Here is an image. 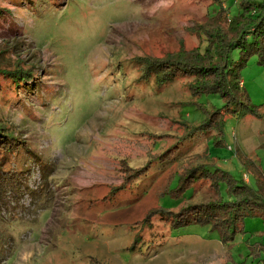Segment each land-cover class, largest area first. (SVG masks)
Returning a JSON list of instances; mask_svg holds the SVG:
<instances>
[{"label":"rangeland","instance_id":"obj_1","mask_svg":"<svg viewBox=\"0 0 264 264\" xmlns=\"http://www.w3.org/2000/svg\"><path fill=\"white\" fill-rule=\"evenodd\" d=\"M214 1L0 0L11 9V20L0 24V62L33 66L40 77L34 94L24 88L16 102L0 90V124L25 140L31 157L21 152L12 160L27 178L14 208H0L1 219L16 217L0 264H256L250 251L264 246L260 217H246L229 247L208 227L170 229L154 214L183 161L207 155L204 161L250 186L254 177L242 158L264 173V107L259 117L226 114L222 145L212 143L213 129L180 141L186 121L205 117L192 101L211 108L223 100L196 97L185 85L190 77L164 85L140 79L147 61L203 52L204 32L216 22L227 26L212 15ZM238 1L223 2L234 14ZM238 56L232 50L231 58ZM240 75L250 103H264L258 55ZM175 144L177 163L155 161ZM141 165L147 170L119 188Z\"/></svg>","mask_w":264,"mask_h":264},{"label":"trees","instance_id":"obj_2","mask_svg":"<svg viewBox=\"0 0 264 264\" xmlns=\"http://www.w3.org/2000/svg\"><path fill=\"white\" fill-rule=\"evenodd\" d=\"M223 1L226 0L214 1L215 7L211 11L214 12L212 15L216 13L217 20L222 17L227 26L222 27L216 22L215 30L204 32L206 45L203 52L182 50L164 59L147 61L141 72L140 79L147 80L153 76L158 85L171 83L178 77H190L185 85L196 97L217 94L223 100L221 107L211 108L200 101H192L205 117L196 125L186 121V133L180 141L187 136L200 135L213 129L215 133L211 135L212 143L222 145L226 114L259 117V109L264 107V103H250L240 75L241 68L252 54L258 55L259 62L264 64V0H239L238 10L234 14L230 12V7H225ZM10 20L11 9L0 2V24ZM234 49L239 50L236 60L231 58ZM38 79L40 77L33 66L0 62L1 93L7 98L14 97L15 102L24 88L34 94L38 88ZM177 148L178 144L167 147L155 161L163 166L177 163L181 153ZM21 152L31 158L27 154L29 148L25 140L11 127L0 124V208L4 209L5 214L14 208L10 206L13 198L24 191L27 176L12 161ZM206 157L190 159L177 165L179 168L171 174L162 194L168 197V201L160 205L154 214H163L161 219L168 222L170 229L190 225L208 227L209 231L217 232L222 244L231 247L235 236L245 231L243 220L246 217L255 216L264 220V173L253 161L242 158L244 165L252 170L254 186H250L238 181L230 171L204 161ZM144 167L147 170V166L141 165L133 169V172H127L119 188L137 179ZM206 190L208 198L198 199V194ZM150 212H147L145 222H149ZM8 217L7 221L0 218V255L8 240L11 223L16 218L11 213ZM149 224L151 226V222ZM140 240V234H135L133 243L136 245ZM133 243L130 250L136 247ZM258 246L259 251L253 250L250 254L255 257L256 264H264V246ZM101 263L105 264L104 261Z\"/></svg>","mask_w":264,"mask_h":264},{"label":"bare ground","instance_id":"obj_3","mask_svg":"<svg viewBox=\"0 0 264 264\" xmlns=\"http://www.w3.org/2000/svg\"><path fill=\"white\" fill-rule=\"evenodd\" d=\"M246 181H248V177H246Z\"/></svg>","mask_w":264,"mask_h":264}]
</instances>
